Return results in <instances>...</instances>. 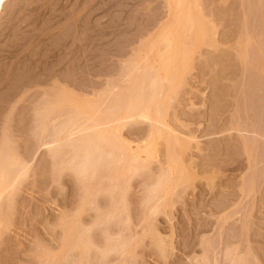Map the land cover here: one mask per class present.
I'll use <instances>...</instances> for the list:
<instances>
[{"label":"rangeland","instance_id":"obj_1","mask_svg":"<svg viewBox=\"0 0 264 264\" xmlns=\"http://www.w3.org/2000/svg\"><path fill=\"white\" fill-rule=\"evenodd\" d=\"M0 173V264H264V0L5 1Z\"/></svg>","mask_w":264,"mask_h":264},{"label":"bare ground","instance_id":"obj_2","mask_svg":"<svg viewBox=\"0 0 264 264\" xmlns=\"http://www.w3.org/2000/svg\"><path fill=\"white\" fill-rule=\"evenodd\" d=\"M7 1V0H0V9L2 8V5L4 4V2ZM146 116V115H145ZM2 173V172H1ZM0 173V174H1ZM1 184V183H0Z\"/></svg>","mask_w":264,"mask_h":264}]
</instances>
